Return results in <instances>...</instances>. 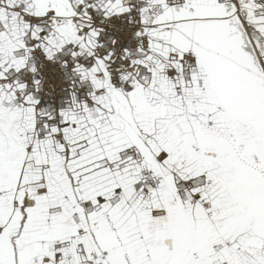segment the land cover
<instances>
[{
  "label": "snow or ice",
  "instance_id": "obj_1",
  "mask_svg": "<svg viewBox=\"0 0 264 264\" xmlns=\"http://www.w3.org/2000/svg\"><path fill=\"white\" fill-rule=\"evenodd\" d=\"M0 264H264V0H0Z\"/></svg>",
  "mask_w": 264,
  "mask_h": 264
}]
</instances>
